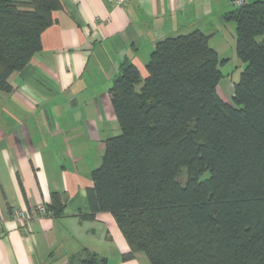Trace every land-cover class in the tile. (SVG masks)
Here are the masks:
<instances>
[{"label":"trees","instance_id":"16d2710c","mask_svg":"<svg viewBox=\"0 0 264 264\" xmlns=\"http://www.w3.org/2000/svg\"><path fill=\"white\" fill-rule=\"evenodd\" d=\"M60 8V0H0V90H10L8 76L40 49ZM226 18L243 64L231 101L217 92L220 60L199 29L158 39L144 78L128 59L112 78L119 132L104 140L86 198L91 214L113 216L125 257L264 264V0L234 6ZM63 206L52 192L44 214L59 216ZM79 264L104 262L90 254Z\"/></svg>","mask_w":264,"mask_h":264},{"label":"crops","instance_id":"0c3cea01","mask_svg":"<svg viewBox=\"0 0 264 264\" xmlns=\"http://www.w3.org/2000/svg\"><path fill=\"white\" fill-rule=\"evenodd\" d=\"M60 3L40 49L8 76L10 90H0V264H79L90 254L104 264H150L143 251L125 257L129 246L113 216L91 214L86 198L104 140L119 132L108 89L124 59L144 78L155 42L168 35L199 29L219 58L215 34H236L226 18L234 6L231 0ZM219 60L220 66L225 58ZM226 79L222 72L224 91L216 89L231 101L235 81ZM52 192L63 196L61 214H38ZM16 211L28 221L22 224Z\"/></svg>","mask_w":264,"mask_h":264},{"label":"rangeland","instance_id":"374dc122","mask_svg":"<svg viewBox=\"0 0 264 264\" xmlns=\"http://www.w3.org/2000/svg\"><path fill=\"white\" fill-rule=\"evenodd\" d=\"M233 24V23H231ZM176 35V34H172ZM217 40L220 41L219 48L223 49L222 52H220L219 59L225 58V61L223 64H221L219 67L222 70L225 79L227 82L237 81L240 75V72L243 68L242 62L238 59L235 53V34H215ZM227 73V74H226ZM222 81H220L221 83ZM218 84V92L222 93V87ZM139 85H137V88H139ZM224 91V90H223ZM205 176V174H204ZM177 179L184 183L186 179V172L185 169H182L181 172L178 174Z\"/></svg>","mask_w":264,"mask_h":264},{"label":"built area","instance_id":"2783aa9c","mask_svg":"<svg viewBox=\"0 0 264 264\" xmlns=\"http://www.w3.org/2000/svg\"><path fill=\"white\" fill-rule=\"evenodd\" d=\"M116 4L124 2V0H114ZM232 5L235 7H238L246 2V0H231ZM36 212L38 214H44L46 212V209L43 205H38L36 208ZM16 218L23 224L26 221H28V216L26 213L22 211H16L15 212Z\"/></svg>","mask_w":264,"mask_h":264}]
</instances>
